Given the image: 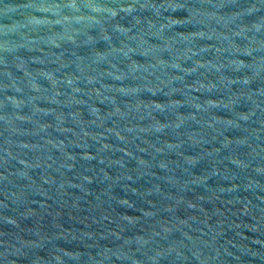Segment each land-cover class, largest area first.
Returning <instances> with one entry per match:
<instances>
[{
    "label": "water",
    "instance_id": "1",
    "mask_svg": "<svg viewBox=\"0 0 264 264\" xmlns=\"http://www.w3.org/2000/svg\"><path fill=\"white\" fill-rule=\"evenodd\" d=\"M0 264H264V0H0Z\"/></svg>",
    "mask_w": 264,
    "mask_h": 264
}]
</instances>
